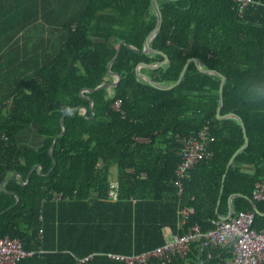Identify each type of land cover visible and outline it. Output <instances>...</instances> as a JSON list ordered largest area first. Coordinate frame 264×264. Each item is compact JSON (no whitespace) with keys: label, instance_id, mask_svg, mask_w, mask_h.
I'll return each mask as SVG.
<instances>
[{"label":"trees","instance_id":"16d2710c","mask_svg":"<svg viewBox=\"0 0 264 264\" xmlns=\"http://www.w3.org/2000/svg\"><path fill=\"white\" fill-rule=\"evenodd\" d=\"M156 1L162 23L148 45L168 62L140 71L157 86H170L194 58L199 68L222 75L219 113L241 119L246 146L221 185L243 137L235 118L215 117L219 77L189 63L176 87L159 90L135 75L137 63L164 59L142 51L156 21L150 0H0V174L10 166V174L22 177L9 176L0 188V238L31 252L17 264H127L108 254L149 252L164 244L166 226L182 235L197 224L205 233L211 220L226 215L231 193L240 194L231 197L232 214L252 212L247 198L264 181V103L247 102L242 85L264 80V0H251L240 15L230 0ZM114 74L115 86L92 91L115 82ZM62 118L65 132L53 145ZM31 123L40 125L43 140L19 148L16 135ZM203 127L210 156L186 173L178 192L185 139ZM114 168L118 197L112 200ZM252 201L251 228L264 232V201ZM182 208L192 211L177 224ZM196 245L169 264L230 258L224 248L206 261Z\"/></svg>","mask_w":264,"mask_h":264},{"label":"built area","instance_id":"2783aa9c","mask_svg":"<svg viewBox=\"0 0 264 264\" xmlns=\"http://www.w3.org/2000/svg\"><path fill=\"white\" fill-rule=\"evenodd\" d=\"M238 15L251 0H230ZM120 102L114 105L119 108ZM1 138V137H0ZM207 129L203 127L197 136H189L185 139L181 150V161L176 169V184L178 192L182 190L181 180L186 173L203 158H208L210 153L206 150L208 141ZM252 200L264 201V181L254 184L250 192ZM108 197L112 200L118 197L117 180H109ZM192 211V208L179 209L181 222ZM253 213L251 211H236L227 219L212 220V227L205 233L200 231L197 224L190 227L187 233L173 234L170 227L166 226L163 232L164 244L153 250L134 256L111 255L108 257L124 261L127 264H146V260L154 257L159 264H169L172 257L184 258L193 242L206 247L229 248L230 259L224 264H264V232H255L251 228ZM31 255L25 252L16 239L0 238V264H17L21 259Z\"/></svg>","mask_w":264,"mask_h":264},{"label":"water","instance_id":"95a60500","mask_svg":"<svg viewBox=\"0 0 264 264\" xmlns=\"http://www.w3.org/2000/svg\"><path fill=\"white\" fill-rule=\"evenodd\" d=\"M151 1V5H152V8L155 12V15H156V21H155V25L152 27V29L148 32V34L146 35L144 41H143V52L144 53H156V54H160L164 57L163 61L159 64H156V65H150V64H146V63H143V62H140V63H137L134 67V73L135 75L140 78V80H142L144 83L152 86L153 88H156V89H159V90H171L172 88L176 87L183 79V76L187 70V67L189 65V63L193 64L195 68H197V70L201 73H205V74H213V75H217L219 77V85H218V105H217V108L215 109V117L218 118V119H222V118H226V117H233L235 118L238 122H239V125H240V128H241V132H242V137H243V143L242 145L237 148L232 154L231 156L229 157V159L227 160L226 162V165L224 167V172L221 176V185H222V181L224 179V176H225V173L227 172L231 162H232V159L233 157L239 152L241 151L247 144V140H246V137H245V132H244V128H243V123L241 121V119L233 114V113H225V114H220L219 113V109L221 107V104H222V97H221V90H222V85H223V82H224V77L220 74H218L217 72L213 71V70H208V69H201L198 67L197 65V61L194 59V58H190L187 60V62L185 63V65L183 66L179 76H178V79L177 81L170 85V86H165V87H162V86H157L156 84H154L153 82H151L148 77L140 71V67L141 66H145L147 68H151V69H154V68H160L162 66H164L167 62H168V58L166 55L162 54L160 51H155V50H152L149 45H148V42L149 40L152 38V36L157 32L159 31L160 27H161V23H162V13H161V10L159 8V5H157V1L156 0H150ZM123 41L119 43L118 45V48H117V52H116V55L115 57L113 58V60L108 64V69L110 67V64L115 60V58L117 57L122 45H123ZM114 76L116 77V81L113 82V83H109V84H103L102 86L92 90V91H96V90H99V89H102V88H106V87H113L115 86L119 80H120V77L117 75V74H114ZM90 102V107L92 106V103L91 101L89 100ZM85 113H87L85 111ZM61 125H62V131L56 136L54 137V141H53V145L56 144V138L59 136V135H62L64 132H65V125L63 123V118L61 119ZM37 168V171L40 172L41 170V167L38 166V165H35L33 166L32 169H36ZM19 176V179L21 180V177L19 174H17ZM221 192V186L219 187V193ZM233 196H240V194L238 193H231L228 195L227 197V206H228V210H227V214L225 216L222 217V219H227L230 214H231V205H230V198L233 197ZM248 202L250 203L251 205V208H252V213H256V209H255V206H254V203L253 201L250 199V198H247ZM17 201V198L15 200V202Z\"/></svg>","mask_w":264,"mask_h":264},{"label":"crops","instance_id":"0c3cea01","mask_svg":"<svg viewBox=\"0 0 264 264\" xmlns=\"http://www.w3.org/2000/svg\"><path fill=\"white\" fill-rule=\"evenodd\" d=\"M12 19H14V18H12ZM39 130H41L40 125L35 124V123H31L30 125H28V128H26L23 131L18 132V134L16 135V145L19 148H36V147H38L41 144V141L43 140L42 137L39 136ZM15 162H16V160H15ZM10 170H11L10 166H6L5 171L2 174H0V188L3 186V183L6 181V179L12 175H16L18 177V180L20 182L22 181L21 176H20L21 177V180H20L17 173L10 174V172H11ZM242 171L247 172V173H251V169H249V168H243ZM109 180H116V175L112 171L109 173ZM25 182H26V179L24 180V183ZM230 200H231V198H230ZM230 205H231V201H230ZM226 207L228 210L227 198H226ZM226 214H227V211H226ZM231 214H232V210H231ZM222 217L223 216L217 217L215 220L222 218ZM180 223H183V222H181V216L178 214L177 224H180ZM170 231L172 232L171 227H170ZM196 248L200 249L199 250V257L201 255H203L204 259L207 261V260H213L214 258L218 257L219 254H215L217 249L223 250L225 247L224 248H219V247H206V248H204L199 244V242H197ZM228 253H229V251H228ZM222 257L226 258V255H223Z\"/></svg>","mask_w":264,"mask_h":264},{"label":"clouds","instance_id":"9594fccd","mask_svg":"<svg viewBox=\"0 0 264 264\" xmlns=\"http://www.w3.org/2000/svg\"><path fill=\"white\" fill-rule=\"evenodd\" d=\"M244 90L245 99L247 102L252 104L264 103V80L257 81H245L242 85ZM68 115H72V109L65 108L63 109Z\"/></svg>","mask_w":264,"mask_h":264},{"label":"rangeland","instance_id":"374dc122","mask_svg":"<svg viewBox=\"0 0 264 264\" xmlns=\"http://www.w3.org/2000/svg\"><path fill=\"white\" fill-rule=\"evenodd\" d=\"M112 172L115 174L116 173V169L114 168V169H112Z\"/></svg>","mask_w":264,"mask_h":264}]
</instances>
